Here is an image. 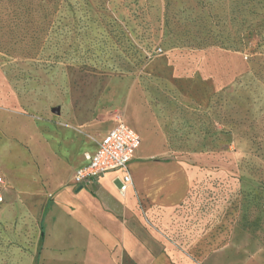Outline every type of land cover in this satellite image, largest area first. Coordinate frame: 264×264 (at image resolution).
<instances>
[{
	"label": "rangeland",
	"instance_id": "rangeland-1",
	"mask_svg": "<svg viewBox=\"0 0 264 264\" xmlns=\"http://www.w3.org/2000/svg\"><path fill=\"white\" fill-rule=\"evenodd\" d=\"M118 122L186 167L179 199L138 200L172 259L264 251V0H0V264H34L46 200Z\"/></svg>",
	"mask_w": 264,
	"mask_h": 264
},
{
	"label": "crops",
	"instance_id": "crops-1",
	"mask_svg": "<svg viewBox=\"0 0 264 264\" xmlns=\"http://www.w3.org/2000/svg\"><path fill=\"white\" fill-rule=\"evenodd\" d=\"M111 128L101 126L99 134L81 141L68 185L74 171L86 164V154L96 151L97 139ZM145 151L140 138L128 167L132 185L125 194L114 180L121 173L112 171L85 186L67 185L49 196L34 264H195L172 259L158 234L143 224L138 200L169 204L182 196L188 184L182 162L150 159ZM239 264H264V251L246 256Z\"/></svg>",
	"mask_w": 264,
	"mask_h": 264
},
{
	"label": "built area",
	"instance_id": "built-area-1",
	"mask_svg": "<svg viewBox=\"0 0 264 264\" xmlns=\"http://www.w3.org/2000/svg\"><path fill=\"white\" fill-rule=\"evenodd\" d=\"M139 144V134L125 123L118 122L97 141L96 151L86 154L87 162L74 171L71 184L82 187L107 172L119 171L121 174L114 180L119 192L125 194L132 185L129 163Z\"/></svg>",
	"mask_w": 264,
	"mask_h": 264
},
{
	"label": "trees",
	"instance_id": "trees-1",
	"mask_svg": "<svg viewBox=\"0 0 264 264\" xmlns=\"http://www.w3.org/2000/svg\"><path fill=\"white\" fill-rule=\"evenodd\" d=\"M42 236H43V229H42V227H41V224H40V232H39V237H40V238H42Z\"/></svg>",
	"mask_w": 264,
	"mask_h": 264
},
{
	"label": "water",
	"instance_id": "water-1",
	"mask_svg": "<svg viewBox=\"0 0 264 264\" xmlns=\"http://www.w3.org/2000/svg\"><path fill=\"white\" fill-rule=\"evenodd\" d=\"M55 112H58V109H54Z\"/></svg>",
	"mask_w": 264,
	"mask_h": 264
}]
</instances>
